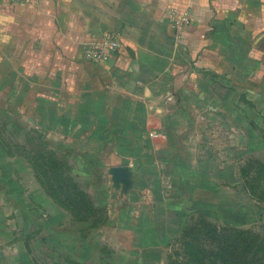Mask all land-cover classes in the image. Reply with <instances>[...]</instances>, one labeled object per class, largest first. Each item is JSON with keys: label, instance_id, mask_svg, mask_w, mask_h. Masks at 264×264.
Here are the masks:
<instances>
[{"label": "crops", "instance_id": "0c3cea01", "mask_svg": "<svg viewBox=\"0 0 264 264\" xmlns=\"http://www.w3.org/2000/svg\"><path fill=\"white\" fill-rule=\"evenodd\" d=\"M0 5V127L98 144L96 156L114 163L151 151L164 174L161 153L191 112L223 113L225 96L264 112V0ZM172 14H187L186 28L178 32ZM106 32L120 35L122 54L86 61L82 44ZM110 167L128 173L137 164ZM8 219L0 213V264H10L21 237Z\"/></svg>", "mask_w": 264, "mask_h": 264}, {"label": "rangeland", "instance_id": "374dc122", "mask_svg": "<svg viewBox=\"0 0 264 264\" xmlns=\"http://www.w3.org/2000/svg\"><path fill=\"white\" fill-rule=\"evenodd\" d=\"M224 101V114L191 112L164 174L151 151L114 163L98 144L0 127V213L21 236L10 264H264V112ZM116 164L137 167L119 177ZM55 167L94 204L81 213L106 217L99 228L55 203Z\"/></svg>", "mask_w": 264, "mask_h": 264}, {"label": "trees", "instance_id": "16d2710c", "mask_svg": "<svg viewBox=\"0 0 264 264\" xmlns=\"http://www.w3.org/2000/svg\"><path fill=\"white\" fill-rule=\"evenodd\" d=\"M64 166V165H62ZM61 167H55L53 172L51 173L53 185L47 188L48 192H54L55 196L54 201L56 204L60 205L61 207L69 208L70 212L72 213V217L75 219L76 222L88 223L89 229H97L101 224L107 221L106 217L103 215H90V214H83L79 211L80 205L84 208L94 207V204L91 203L89 196L86 193H83L82 190L78 187L75 183L73 178L65 177L63 175L65 172L61 171ZM50 173V171H48ZM46 176V174H45ZM47 180V179H46ZM49 183V182H48ZM64 196L65 202H62L60 196ZM60 197V198H59ZM214 264H218L215 263ZM220 264H229L226 261H223Z\"/></svg>", "mask_w": 264, "mask_h": 264}, {"label": "built area", "instance_id": "2783aa9c", "mask_svg": "<svg viewBox=\"0 0 264 264\" xmlns=\"http://www.w3.org/2000/svg\"><path fill=\"white\" fill-rule=\"evenodd\" d=\"M1 11V5H0ZM171 22L177 31H182L189 24L187 14H172ZM123 44L119 34L106 32L100 38L87 40L82 44L83 58L95 65H104L122 54ZM158 137V135H152Z\"/></svg>", "mask_w": 264, "mask_h": 264}, {"label": "water", "instance_id": "95a60500", "mask_svg": "<svg viewBox=\"0 0 264 264\" xmlns=\"http://www.w3.org/2000/svg\"><path fill=\"white\" fill-rule=\"evenodd\" d=\"M115 174L117 175V176H124L125 174H126V170L125 169H117L116 171H115Z\"/></svg>", "mask_w": 264, "mask_h": 264}]
</instances>
